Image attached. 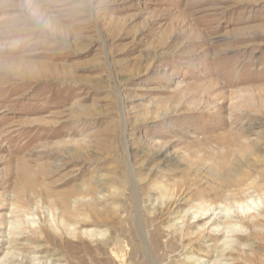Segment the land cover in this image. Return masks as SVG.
I'll list each match as a JSON object with an SVG mask.
<instances>
[{"label": "rangeland", "instance_id": "1", "mask_svg": "<svg viewBox=\"0 0 264 264\" xmlns=\"http://www.w3.org/2000/svg\"><path fill=\"white\" fill-rule=\"evenodd\" d=\"M263 100L264 0H0V264H264Z\"/></svg>", "mask_w": 264, "mask_h": 264}, {"label": "bare ground", "instance_id": "2", "mask_svg": "<svg viewBox=\"0 0 264 264\" xmlns=\"http://www.w3.org/2000/svg\"><path fill=\"white\" fill-rule=\"evenodd\" d=\"M155 55H156V53H155ZM35 64L25 65V63H24V64H22V67L25 71L29 72V74H31L30 70H34V73H35V71H40V69L45 70V68H46L45 65L40 67V66H37ZM15 65L16 64H13L11 62L9 63V67L11 66V67H14L15 69L18 67L17 68L18 70L21 69L20 64H17V67H15ZM21 72L22 71H20V73ZM246 116H247V118L250 119V116H248L247 114H246ZM225 137H227V136H225ZM222 142L224 143V146L222 149H220L221 147L220 148L218 147L219 148L218 149L219 154L218 155L216 154L217 156L211 155L212 160H213L214 164L216 165V168L213 170H208L206 172L207 179H209L211 182L214 183L211 191H209V192L207 191L208 192L207 196H213L215 198V200H217L218 202L225 203L227 206L228 205L232 206L233 204L238 203L239 200L246 199L244 196L245 191L243 190V188H244L243 186L249 180V174H247L245 171H243L242 167L244 165L251 163L250 158L253 154H255V152H260L262 150L259 147H256L254 145L247 144V143L241 141V139L235 135H230L229 138L222 140ZM251 188L255 189V190H262L263 189V187L258 186L257 184H254V183H252ZM89 190H91V189H89ZM84 192H85V190H84ZM205 196H206V194H205ZM236 205H234V206H236ZM235 214L236 213H234V215ZM225 223L227 224L228 229H230V231L225 232L224 230L217 229L216 231H214L215 232L214 235L215 236H225V237L226 236H230V237L231 236H238L237 231L234 229L233 220H231V219H229V217H227Z\"/></svg>", "mask_w": 264, "mask_h": 264}]
</instances>
